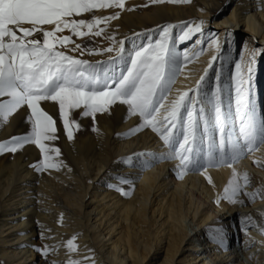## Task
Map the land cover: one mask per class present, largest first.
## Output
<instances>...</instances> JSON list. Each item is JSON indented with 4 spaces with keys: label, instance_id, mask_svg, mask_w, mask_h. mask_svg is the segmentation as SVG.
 <instances>
[{
    "label": "bare ground",
    "instance_id": "obj_1",
    "mask_svg": "<svg viewBox=\"0 0 264 264\" xmlns=\"http://www.w3.org/2000/svg\"><path fill=\"white\" fill-rule=\"evenodd\" d=\"M124 3V9H94L75 17L120 14L97 26L104 30L100 37L73 36L74 42L95 53L100 43V50L111 47L113 55L123 41L127 59L141 46L161 41L167 28L180 68L167 104L195 89L204 76L201 93L211 95L220 87L234 110L239 76L247 79L250 68L252 98L258 117H264V0ZM200 22V33L180 39L186 25ZM109 65L116 75L126 68L120 60ZM41 107L57 121L58 139L45 143L59 149L50 154L59 166L45 168L43 154L32 144L0 153V264H256L235 239L240 235L245 244H264V223H251L264 211V190L258 188L264 143L230 161L231 167L202 160L203 167L182 171L178 160L165 158L168 146L160 136L141 128L142 118L126 104L117 101L94 117L71 110L70 118L80 125L72 129L71 140L58 104L46 101ZM30 115L26 106L10 114L0 125V142L30 133ZM215 138L218 142V134ZM153 158L158 159L149 163ZM233 169L241 187L229 199L224 190ZM185 218L193 224L191 233L181 225ZM73 237L76 248L69 251L67 241Z\"/></svg>",
    "mask_w": 264,
    "mask_h": 264
},
{
    "label": "snow or ice",
    "instance_id": "obj_2",
    "mask_svg": "<svg viewBox=\"0 0 264 264\" xmlns=\"http://www.w3.org/2000/svg\"><path fill=\"white\" fill-rule=\"evenodd\" d=\"M105 8L124 9L125 3L124 0H0V125L24 106L31 112V132L0 142V153H15L32 144L43 154L45 168L59 166L51 162L50 156L51 153L59 154V149L45 143L58 139L57 121L41 107V102L46 101L58 104L69 140L73 138L72 129L80 127L70 118L71 110L82 109V116L94 117L108 111L117 101L128 105L133 115L142 118L141 128L150 127L160 136L168 146L165 158L178 160L182 171L203 167L202 160L212 164L229 163L231 167L230 161L235 162L264 143V117H258L256 102L252 98L250 68L247 79L243 74L239 76L234 110L231 100L225 104L220 87L211 95L201 93L204 76L196 82L195 89L180 92L170 104L166 103L174 77L180 71L178 55L166 39L169 35L167 28L162 40L154 46H141L128 54L130 66L121 41L116 56L109 57L112 63L116 60L125 63L126 70L119 75L108 69L101 74L98 65L68 54L95 53L96 50L86 48L83 42L75 43L73 36L89 40L92 35L100 37L104 30H95L97 26L117 19L119 12L91 19L75 17ZM202 23L194 28L186 25L187 31L180 39H191L195 33H200ZM65 30L70 35H64ZM99 51L111 53L113 48ZM184 59L189 57L186 55ZM215 59L209 61V68ZM207 71L205 69V74ZM193 92L195 95L190 94ZM155 159L158 158L149 163ZM243 179L249 181L247 173ZM240 187L233 169L232 179L224 190L226 196L229 193V199L236 196ZM74 239L67 241L69 251H75ZM70 264L82 262L70 261Z\"/></svg>",
    "mask_w": 264,
    "mask_h": 264
},
{
    "label": "rangeland",
    "instance_id": "obj_3",
    "mask_svg": "<svg viewBox=\"0 0 264 264\" xmlns=\"http://www.w3.org/2000/svg\"><path fill=\"white\" fill-rule=\"evenodd\" d=\"M213 12L214 13L215 12L217 13V10L216 11H213ZM95 30H97V29H95ZM64 35H70V33L66 30L64 32ZM244 36L247 37V35H244ZM238 45H239V42H238ZM238 45L236 44V47H238ZM62 50L68 51L67 49H62ZM98 50H100V43L98 45ZM98 52L99 53H97V52L95 53L98 56L97 59L94 57L95 55H93V54L89 55L88 52H84V55L83 56H81L79 52H75V53L68 52V54L77 56L78 58H81V59H86V60H88L89 62H91L93 64H96V62H100V63H97L96 65H99L98 70L100 71L101 74H103L104 69H108V70L110 69L108 67V66H110L109 65L110 62L109 63L106 62L107 59L110 56L115 57L116 56V53L113 54V55L112 54L110 55L109 52H103V51H101V52L98 51ZM129 63H130V60H127V65L128 66H130ZM125 70H126V68L123 71H125ZM263 95H264V91L262 92V96ZM262 101H263V99H262ZM258 174L262 176L261 179L258 180V188L259 189L261 188V190H264V174H262V173H258ZM258 218L260 219V221H256V219H252L251 220V223H253V224L254 223L263 224L264 223V211H263V214L260 215ZM181 225H182L183 228L186 227V229H188L190 231V233H191V230L190 229H191V227H192L193 224H192V222H191L190 219H188V218L183 219L182 222H181ZM256 228H259V227H256ZM199 239H201V238H199ZM42 241L44 242V240H42ZM235 245H236V247L239 248V250H241L242 248L245 249L246 250V253H248L249 258H251V260L253 262H255L256 264H264V244H259V245L252 244V243L245 244L244 242H242V239L240 238V235H238V237L235 239ZM43 254L45 256H48L49 251L46 250V251L43 252ZM242 255H244V254H242Z\"/></svg>",
    "mask_w": 264,
    "mask_h": 264
}]
</instances>
